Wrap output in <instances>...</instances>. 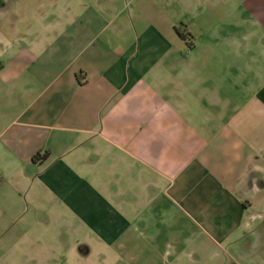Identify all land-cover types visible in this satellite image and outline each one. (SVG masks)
Here are the masks:
<instances>
[{"label":"crops","instance_id":"1","mask_svg":"<svg viewBox=\"0 0 264 264\" xmlns=\"http://www.w3.org/2000/svg\"><path fill=\"white\" fill-rule=\"evenodd\" d=\"M0 264H264V0H0Z\"/></svg>","mask_w":264,"mask_h":264},{"label":"trees","instance_id":"2","mask_svg":"<svg viewBox=\"0 0 264 264\" xmlns=\"http://www.w3.org/2000/svg\"><path fill=\"white\" fill-rule=\"evenodd\" d=\"M183 29H184V26H179V27L176 29V32L178 33V35L180 36L181 39L187 41V40H188V37H190V36H189V34H186V33L183 31ZM188 47H189L190 50H192V48H193L192 45H189ZM44 158H46V156H44ZM44 158H43V159H44ZM35 160L37 161L38 159L35 158Z\"/></svg>","mask_w":264,"mask_h":264},{"label":"rangeland","instance_id":"3","mask_svg":"<svg viewBox=\"0 0 264 264\" xmlns=\"http://www.w3.org/2000/svg\"><path fill=\"white\" fill-rule=\"evenodd\" d=\"M227 7L229 8L230 6H227ZM10 8H11V5L8 4V7L6 8V10L3 13H10Z\"/></svg>","mask_w":264,"mask_h":264}]
</instances>
